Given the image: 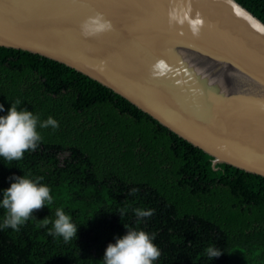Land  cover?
Returning a JSON list of instances; mask_svg holds the SVG:
<instances>
[{
    "label": "trees",
    "instance_id": "obj_1",
    "mask_svg": "<svg viewBox=\"0 0 264 264\" xmlns=\"http://www.w3.org/2000/svg\"><path fill=\"white\" fill-rule=\"evenodd\" d=\"M237 1L264 22V0ZM17 99L58 127L38 125L41 140L21 159L0 157V192L15 173L39 178L53 199L0 229V264H103L107 243L127 229L154 234L153 264H264L263 176L212 166L210 154L89 76L0 46V104ZM57 208L76 238L50 234ZM137 208L153 213L140 218ZM209 246L221 254L210 258Z\"/></svg>",
    "mask_w": 264,
    "mask_h": 264
},
{
    "label": "water",
    "instance_id": "obj_2",
    "mask_svg": "<svg viewBox=\"0 0 264 264\" xmlns=\"http://www.w3.org/2000/svg\"><path fill=\"white\" fill-rule=\"evenodd\" d=\"M0 0V46L59 61L124 97L212 157L264 177V22L237 0ZM197 7L193 9L192 5ZM102 6L115 29L85 36ZM163 62V67H156Z\"/></svg>",
    "mask_w": 264,
    "mask_h": 264
},
{
    "label": "clouds",
    "instance_id": "obj_3",
    "mask_svg": "<svg viewBox=\"0 0 264 264\" xmlns=\"http://www.w3.org/2000/svg\"><path fill=\"white\" fill-rule=\"evenodd\" d=\"M190 6L185 3L174 4L168 12L170 21L178 24L188 23L190 30L195 35L199 32L203 20L197 15L191 18ZM110 22L102 14L89 16L81 24V32L85 36L109 30ZM156 67H163L160 62ZM21 103L17 99L5 111L4 105L0 104V157L7 161L19 160L26 150H34L41 140L37 126L45 128L58 127V121L52 116L40 120L38 115L27 108H18ZM9 184L0 192V208L5 210L3 221L0 222V229L11 227L18 228L27 218L33 214L34 209H40L52 202L50 188L39 182V178L31 179L13 173L8 177ZM137 217L146 218L152 215L153 209L134 210ZM122 214V213H121ZM49 221L45 220V224ZM51 235H59L64 241L76 238L77 225L72 222L69 214L62 208L55 211V219L51 221ZM154 234H149L143 229H127L123 235L115 236L114 242L107 243L103 252V264H153L159 257L160 250L153 242ZM219 251L214 246L207 248V255L210 258L219 256Z\"/></svg>",
    "mask_w": 264,
    "mask_h": 264
},
{
    "label": "snow or ice",
    "instance_id": "obj_4",
    "mask_svg": "<svg viewBox=\"0 0 264 264\" xmlns=\"http://www.w3.org/2000/svg\"><path fill=\"white\" fill-rule=\"evenodd\" d=\"M192 7H193V9H195V7H197V5L194 3L192 5ZM75 11H77V12H85V13H91L93 11H99L100 14L107 16V13L105 12V10H104V8L102 6H96V5H92V4H84V5L76 6ZM106 19L111 24V27H110L109 30L104 31V32H100V33H96V34H93V35H88V36H96V35H99L101 33L113 31L115 29V21L111 17H108ZM199 32H203V29H199ZM199 32H198V34H199Z\"/></svg>",
    "mask_w": 264,
    "mask_h": 264
}]
</instances>
